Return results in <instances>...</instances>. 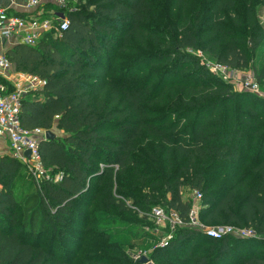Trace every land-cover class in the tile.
I'll use <instances>...</instances> for the list:
<instances>
[{
  "label": "trees",
  "instance_id": "1",
  "mask_svg": "<svg viewBox=\"0 0 264 264\" xmlns=\"http://www.w3.org/2000/svg\"><path fill=\"white\" fill-rule=\"evenodd\" d=\"M171 1L164 16L155 0H66L70 25L59 38L6 46L17 71L45 80L26 94L22 126L55 136L40 139L41 179L0 155V264H80L88 250L106 252L97 264H145L124 248L149 234L102 228L103 216L149 219L161 205L186 225L148 256L156 264H264V101L200 54L226 69L251 66L264 84V21L256 0ZM26 165L34 190L19 195ZM185 187L202 193L201 223L257 235L214 239L188 226ZM46 232L63 245L45 246Z\"/></svg>",
  "mask_w": 264,
  "mask_h": 264
},
{
  "label": "built area",
  "instance_id": "2",
  "mask_svg": "<svg viewBox=\"0 0 264 264\" xmlns=\"http://www.w3.org/2000/svg\"><path fill=\"white\" fill-rule=\"evenodd\" d=\"M48 4L55 5L59 9L53 10ZM64 7L66 0H27L26 8L29 12L24 16L9 12L0 6V42L5 38V47L10 40L15 43L36 45L45 32L61 36L70 25V19L62 11ZM44 84L45 80L36 75L17 71L7 56L6 48L0 45V137L9 141L11 154L26 163L33 175L39 179L45 175L39 148L40 139L45 136V131L41 128L33 130L24 128L20 120V111L26 94L33 89L43 87ZM242 85L252 91L259 89V83L253 77L246 78ZM27 149L31 151L29 157L25 154ZM59 176L57 178L61 177ZM192 194L198 199L202 198V193L198 190H193ZM149 215L169 222L172 230L186 225L181 215L173 209L153 207ZM188 225H201L204 233L214 239L227 236L251 238L257 235L252 227H238L233 224L207 227L198 220L194 208L190 213ZM172 237V234L168 235L166 241H162V245H167ZM142 256L144 255H139L138 259L141 260ZM145 264L154 263L148 258Z\"/></svg>",
  "mask_w": 264,
  "mask_h": 264
},
{
  "label": "rangeland",
  "instance_id": "3",
  "mask_svg": "<svg viewBox=\"0 0 264 264\" xmlns=\"http://www.w3.org/2000/svg\"><path fill=\"white\" fill-rule=\"evenodd\" d=\"M155 5L156 7H159L160 12L163 13V15L165 16L166 14H170L171 13V8H172V1L171 0H155ZM256 9H257V13L258 16L260 17V19L262 21H264V0H256ZM60 36H55V38H59ZM203 58L204 60L207 62V64L209 66L212 67V69L214 70V72H216V74L220 75L223 79L230 81L231 83H233L234 87L236 90L238 91H246V92H250L252 94H254L256 97H259L261 99H263L264 101V84H259V89L256 91H252L249 89H246L245 87H243L242 83L246 78H255L254 75V69L249 66L248 68H244V69H225L221 66H218L216 60L203 53ZM260 59V58H259ZM55 132H58L57 130H55ZM11 149L7 148V149H0V155L2 154H11ZM14 188L15 191L19 194V195H25V194H29L32 193L34 190V185H33V180L32 177L30 175V172L28 170L27 165L23 166V168L21 169L19 175L16 178V182L14 184ZM193 190L189 189L188 187H185L182 189V196L184 199H189L192 204H193V208L196 212V217L198 215V211L200 208V203H201V199H198L196 197H194V195L192 194ZM162 208L167 209L166 205H161ZM150 216V215H149ZM103 218L105 219L104 224L101 225L102 228L105 229H110L112 227H119L121 225H129L132 224L133 226H135L136 228L140 229L143 232H147L150 237L149 243L148 244H144L143 246H136V247H131V246H126L124 249L126 251V253L129 255L130 258H132L134 261L138 260L139 255H146L151 257V255L157 251L158 248L163 247L162 245V241H166V237L170 234L174 235L173 232H175V230H172L170 227L169 222L166 221H161L158 220L157 218H154L152 216H150L149 219H145L143 217H141V215L139 214H126L124 212H112V213H107L103 216ZM117 221V222H116ZM205 226L207 227H212V226H217V225H222V224H212V223H203ZM191 226L194 229L199 230L200 232L204 233V230L202 228L201 225H188ZM27 228V227H26ZM26 228L25 229H21V234H25L26 233ZM82 239V237H81ZM170 240V239H169ZM40 242H43L44 245H48L49 242H53L54 245H63L62 240L57 237L55 240L53 239V236L50 235L49 232H46V234H44L42 237H40ZM64 244H66V247L69 248V245L67 243L64 242ZM166 246V245H164ZM188 248H193V245L190 246V244L188 245ZM169 252V251H168ZM105 251H94L93 253L90 252V250H88L85 254L83 259L81 260L80 264H97L95 262V259H97V257H99V259H104L105 258ZM169 255H179L178 251H172L169 252ZM180 256V255H179ZM95 263H93V260ZM112 259V263L111 264H117L118 262L113 260V256H111ZM153 263H155V261L153 260ZM160 264V263H159Z\"/></svg>",
  "mask_w": 264,
  "mask_h": 264
},
{
  "label": "crops",
  "instance_id": "4",
  "mask_svg": "<svg viewBox=\"0 0 264 264\" xmlns=\"http://www.w3.org/2000/svg\"><path fill=\"white\" fill-rule=\"evenodd\" d=\"M26 2L27 0H0V6L6 8L9 12L12 13H28L29 9L26 8ZM15 44L14 41L10 40V43L8 44L9 47L13 46ZM0 45L6 48L2 41L0 42ZM9 149V141L3 137H0V149Z\"/></svg>",
  "mask_w": 264,
  "mask_h": 264
},
{
  "label": "water",
  "instance_id": "5",
  "mask_svg": "<svg viewBox=\"0 0 264 264\" xmlns=\"http://www.w3.org/2000/svg\"><path fill=\"white\" fill-rule=\"evenodd\" d=\"M5 42H6V39L5 38H3L2 39V44L3 45H5ZM55 136V133L52 131V130H47L46 132H45V138H52V137H54ZM30 153H31V151H30V149H27L26 151H25V154L29 157L30 156ZM148 256H146V255H144V256H142V258H141V262H147L148 261Z\"/></svg>",
  "mask_w": 264,
  "mask_h": 264
}]
</instances>
